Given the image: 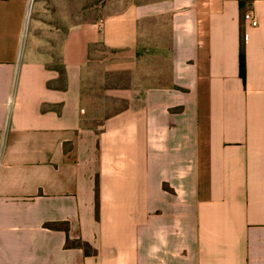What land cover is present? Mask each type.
Returning a JSON list of instances; mask_svg holds the SVG:
<instances>
[{
  "label": "crops",
  "instance_id": "obj_1",
  "mask_svg": "<svg viewBox=\"0 0 264 264\" xmlns=\"http://www.w3.org/2000/svg\"><path fill=\"white\" fill-rule=\"evenodd\" d=\"M29 6L0 0V264H264V0L133 2L70 28L57 67ZM164 17L168 83L83 126L93 49L136 60Z\"/></svg>",
  "mask_w": 264,
  "mask_h": 264
},
{
  "label": "rangeland",
  "instance_id": "obj_2",
  "mask_svg": "<svg viewBox=\"0 0 264 264\" xmlns=\"http://www.w3.org/2000/svg\"><path fill=\"white\" fill-rule=\"evenodd\" d=\"M147 0H30V47L50 66H59L60 47L66 32L75 24L94 22L118 14L133 4ZM142 32L137 59L116 55L102 46L92 51V61L84 74L82 88L85 126L99 129L104 120L133 104L117 97L116 89L135 90L168 83L169 29L167 18H151ZM127 66L126 70L120 67Z\"/></svg>",
  "mask_w": 264,
  "mask_h": 264
},
{
  "label": "trees",
  "instance_id": "obj_3",
  "mask_svg": "<svg viewBox=\"0 0 264 264\" xmlns=\"http://www.w3.org/2000/svg\"><path fill=\"white\" fill-rule=\"evenodd\" d=\"M242 5V3H240ZM240 75L242 78L245 77V43H244V34L241 35L240 39ZM83 119V118H82ZM103 124V123H102ZM101 124V126H102ZM82 125L85 126L82 122ZM89 127V126H86ZM92 128V127H90ZM46 227L51 229H61L64 230L66 233H68V228L66 226H63V224H47ZM66 245L68 247H79L84 250L86 254H94L95 251L90 247V245L83 241H73L70 242L69 239H67Z\"/></svg>",
  "mask_w": 264,
  "mask_h": 264
},
{
  "label": "built area",
  "instance_id": "obj_4",
  "mask_svg": "<svg viewBox=\"0 0 264 264\" xmlns=\"http://www.w3.org/2000/svg\"><path fill=\"white\" fill-rule=\"evenodd\" d=\"M244 18L254 25L257 23L256 17L251 12L246 13Z\"/></svg>",
  "mask_w": 264,
  "mask_h": 264
}]
</instances>
